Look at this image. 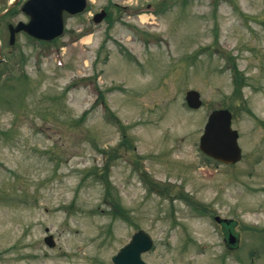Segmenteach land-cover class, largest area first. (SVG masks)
<instances>
[{"label": "rangeland", "instance_id": "374dc122", "mask_svg": "<svg viewBox=\"0 0 264 264\" xmlns=\"http://www.w3.org/2000/svg\"><path fill=\"white\" fill-rule=\"evenodd\" d=\"M10 23L0 264H112L139 229L154 241L146 264H264V0H87L43 47L21 35L10 47ZM220 108L239 135L234 165L199 151Z\"/></svg>", "mask_w": 264, "mask_h": 264}, {"label": "water", "instance_id": "95a60500", "mask_svg": "<svg viewBox=\"0 0 264 264\" xmlns=\"http://www.w3.org/2000/svg\"><path fill=\"white\" fill-rule=\"evenodd\" d=\"M85 0H28L22 11L30 17L28 23H19L12 29L10 26V43H13L14 34L24 31L36 38L51 40L59 36L63 30L62 14H76L85 8ZM104 15L98 14L94 21H99ZM185 101L188 107L197 109L201 105L199 93L194 90L186 92ZM238 133L231 128V114L228 110L220 109L211 112L200 137L199 149L208 157L223 164H234L241 158V150L237 143ZM217 222H223L216 218ZM224 222L228 223L224 220ZM228 241L235 242L230 234ZM45 243L53 247L52 237H46ZM151 248V239L148 234L140 230L136 232L130 242L120 248L112 257L113 264H144L140 255Z\"/></svg>", "mask_w": 264, "mask_h": 264}, {"label": "flooded vegetation", "instance_id": "af4514ba", "mask_svg": "<svg viewBox=\"0 0 264 264\" xmlns=\"http://www.w3.org/2000/svg\"><path fill=\"white\" fill-rule=\"evenodd\" d=\"M19 1H20V0H19ZM16 7H17V6H15L14 8H12V9L8 12L7 16H11V19L15 21L14 25L17 24L18 22H20V20H21V19H17L18 16H23V20L27 22V21H28V17L25 16L24 14H22V13L20 12V8H19V10H18V8H16ZM2 22H3V21L0 20V29H1ZM10 24H11V23H10ZM10 24H8L7 27H6V32H7L8 39H9V29H8V27H9ZM18 35H24V34H22V32L15 34V39H16V36H18ZM1 36H2V35H1V31H0V39L2 40ZM25 36H26V35H25ZM27 38H28V41H32L31 39H29V36H27ZM53 41H56V40H53ZM53 41H52V42H53ZM52 42H49V43H52ZM42 43H43V42H42ZM2 51H3V49H2V45H0V57H1V56H4V55H3L4 52H2ZM50 236H52V235H50ZM52 238H53V236H52ZM53 239H54V238H53Z\"/></svg>", "mask_w": 264, "mask_h": 264}, {"label": "trees", "instance_id": "16d2710c", "mask_svg": "<svg viewBox=\"0 0 264 264\" xmlns=\"http://www.w3.org/2000/svg\"><path fill=\"white\" fill-rule=\"evenodd\" d=\"M236 74L238 75L239 73H238V71L236 72ZM237 80V79H236ZM237 82V81H236ZM241 81H239L238 80V82H237V84H239ZM155 186H154V184L152 183V182H150V188H154Z\"/></svg>", "mask_w": 264, "mask_h": 264}, {"label": "bare ground", "instance_id": "6f19581e", "mask_svg": "<svg viewBox=\"0 0 264 264\" xmlns=\"http://www.w3.org/2000/svg\"><path fill=\"white\" fill-rule=\"evenodd\" d=\"M142 20H143V21H144V20H146V17H145V16H143V17H142Z\"/></svg>", "mask_w": 264, "mask_h": 264}]
</instances>
